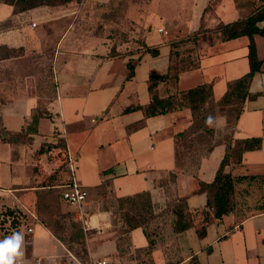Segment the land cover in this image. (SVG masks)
Wrapping results in <instances>:
<instances>
[{
    "label": "crops",
    "instance_id": "crops-1",
    "mask_svg": "<svg viewBox=\"0 0 264 264\" xmlns=\"http://www.w3.org/2000/svg\"><path fill=\"white\" fill-rule=\"evenodd\" d=\"M178 1L172 14L138 20L137 31L130 36L134 48L117 54L107 46L57 50L53 58L57 90L47 103H41L37 94L2 102L0 128L24 131L25 137L0 142V213L20 208L29 215V223L40 224L37 236L31 224L23 228L22 258L30 264H39L44 256L38 249L43 238L51 243L56 240V251L47 254L53 263L67 255L66 245L35 221L40 185L50 181L52 174L57 175L58 185L67 176L60 148H54L51 155L38 152L59 138L77 159L78 178L89 191L88 231L95 234L88 239L89 258H109L113 264H190L191 257L197 264H264V36L260 34L253 39L261 70L250 83V95L232 134L234 140H246L243 159L226 167L236 179L233 210L221 219L211 212L203 234L199 223L177 234L171 232L166 242L151 247L142 227L131 229L122 239L112 209L103 206L110 196L126 198L148 192L159 209L179 199L186 201L191 212L206 209L208 193L200 189V181L215 179L229 136L228 116L219 102L229 83L250 71L251 38L224 41L218 27L247 18L253 6L249 8L250 0ZM0 10L12 16V6L0 4ZM160 28L167 32L161 33ZM201 28L205 31L192 44L194 62L179 69L176 82H162L157 89L165 97L211 85L212 97L204 116L212 107V124L202 118L200 126L205 123V127L197 126L188 107L156 116H147L143 109L126 112L129 107L150 104V77L173 74L184 56L182 51L177 53L175 44ZM2 38L10 47L19 44L16 33ZM146 46L158 54L146 51ZM129 63L135 72L131 78ZM88 158L93 162L92 175L87 172ZM10 235L0 231V240Z\"/></svg>",
    "mask_w": 264,
    "mask_h": 264
},
{
    "label": "rangeland",
    "instance_id": "rangeland-1",
    "mask_svg": "<svg viewBox=\"0 0 264 264\" xmlns=\"http://www.w3.org/2000/svg\"><path fill=\"white\" fill-rule=\"evenodd\" d=\"M177 2L179 1L73 0L60 5L40 6L32 9L33 12H12V16L0 10V18L10 16L0 20V106L4 100H12L18 95L37 94L40 96L41 103H47L55 96L57 90L53 70V58L57 50L66 51L79 48L97 50L107 46L113 53H117L124 51L126 47L134 48L133 38L130 36L137 31L138 20L143 17L153 18L158 13L172 14ZM189 2L190 0H187L185 4ZM247 3H250L249 8L253 6L251 14L259 4V0H250ZM0 4L5 3L0 2ZM207 12H209V3ZM26 26L30 28L25 33ZM125 28L129 30H125ZM202 31L204 32V28ZM10 33L17 34L16 43H19L18 46L10 47L9 44L2 41L4 39L2 37ZM64 37H66L65 40H63ZM194 43V41L184 40L175 44L178 48L176 51H182L184 55L181 58L182 61L178 62L177 69L189 67L194 62L190 58ZM128 44L129 46H127ZM121 45L123 47L118 49ZM181 86H185V83L183 82ZM230 109H235V106ZM225 110L228 112L227 108ZM234 115L235 112H233V117ZM57 125L56 120V130H58ZM91 163L93 164L88 158L86 164L87 172L90 175L94 172L91 169ZM137 200L139 204L143 201L142 198ZM55 201H57L56 209L51 221L64 237L67 255L58 257L57 261L53 263L47 254L51 255L56 251V240L51 243L43 238L38 249L44 256H39L41 257L39 264H77L79 261H87L90 259L88 239L95 237V234L93 231L85 230L78 210L61 199L60 194ZM103 206H109L112 209L113 222L118 223L120 236L125 240L127 238L125 233L126 215L136 214L137 208L132 201L115 196H110ZM138 211L143 213L147 232L155 243L166 242L172 232L171 228L175 217L170 214V210L159 209L152 202V207L142 206L141 209L138 208ZM74 222L79 224L75 226ZM28 224L33 226L37 236L40 224L34 221ZM80 227L83 229L84 235L76 237Z\"/></svg>",
    "mask_w": 264,
    "mask_h": 264
},
{
    "label": "trees",
    "instance_id": "trees-1",
    "mask_svg": "<svg viewBox=\"0 0 264 264\" xmlns=\"http://www.w3.org/2000/svg\"><path fill=\"white\" fill-rule=\"evenodd\" d=\"M71 1L73 0H0V2L12 6L13 13H22L44 5H60ZM218 31L221 32L224 41L235 39L241 36H249L251 38V42L249 44L250 71L240 79L229 83L228 91L219 102L221 107H224L225 109L227 108L228 110V112L226 111V114L228 116L229 123V136L227 137V151L220 163L215 179L211 183L200 181V189L207 191L208 193L206 209L191 212L188 209L187 203L184 199H179L175 203L169 204L166 208L170 210V214L175 216L173 218V226L171 228L173 234L185 231L199 223L203 224L201 230V234H203L205 231V225L211 220V212H213L214 218L221 219L223 215L231 212L234 208L233 194L235 190L236 179L232 174L226 171V167L232 163H240L243 159L246 140H234L232 138V134L234 133L235 127L237 126L239 116L243 111L244 102L250 95V83L254 75L261 70L262 66V61L257 55L256 44L254 42L253 36L255 34L264 36V0H259V4L247 18L235 21L230 24H223L218 27ZM202 33L203 31L201 28L199 31L191 34L188 38L182 39L178 42H183L184 40L197 42ZM172 44L174 45L175 43ZM144 49L148 52H152L154 55H157L159 52L157 49L147 46L144 47ZM129 68V78H131L135 72L134 67L130 63ZM178 78L179 69L176 67H174L173 74L168 73L165 75H152L149 80V90L151 93L150 104L145 107H129L126 109V112L135 109H143L147 116H156L160 114H166L173 110L188 107L193 110L197 126H200V122H202L203 119H211V115L213 113L212 107L209 109L208 115L204 116V114L207 112L205 105L211 101L212 97V87L209 84L200 85L165 97H162L159 94L157 87L160 83L168 80L176 82ZM233 106H235V109H230L233 108ZM233 112H235L234 117ZM200 127L204 128L205 123H202ZM205 131L209 132L207 128ZM179 136H182V134ZM24 137V131L23 133H15L12 131H7L4 128H0V142H18L21 139L23 140ZM54 148L61 149L60 156L63 157V167H65L68 163V152L67 144L64 140L59 138V141L55 145H48L45 149L41 148L38 152H47L51 155V153L54 151ZM48 180L50 181L42 183L40 185V189L37 191L35 221L42 223L65 244L62 233H60L57 227H54L51 221L52 217H54L56 209V197H58L60 194L61 199H63V189L60 187V185L64 183V180L62 183H60V185L56 184V174H52ZM139 198L143 199L140 204L137 200ZM122 199L132 201L133 205H135L137 208L136 214L131 216L126 215L125 219L127 223L125 227V233L128 234L131 229L142 227L149 239L150 246L152 247V245L155 244V241L147 232L143 213L138 211V208L141 209L142 206L152 207L151 195L148 192H143L135 196ZM0 216V231L5 235L12 234L14 231L20 232L21 227L23 225H27V223L30 221L29 215L20 208H8L1 212ZM78 224L79 223L74 222L75 226ZM122 226L124 227V225ZM78 235L81 237L84 235L83 229L81 227L79 232L76 234V237ZM193 260L195 261V259Z\"/></svg>",
    "mask_w": 264,
    "mask_h": 264
},
{
    "label": "built area",
    "instance_id": "built-area-1",
    "mask_svg": "<svg viewBox=\"0 0 264 264\" xmlns=\"http://www.w3.org/2000/svg\"><path fill=\"white\" fill-rule=\"evenodd\" d=\"M161 33H166L167 31L164 28H160ZM68 163H67V177L63 184L60 185L62 190L63 200L74 209L78 210L80 219L84 223V228L88 231L89 227V211L87 208L89 191L88 189L80 182L78 178V166L77 159L68 153ZM1 220V216H0ZM29 223V222H28ZM23 225L20 229V232L23 231L24 227H27L29 224ZM28 232H32V228L27 229ZM190 264H197L193 260V257L190 259ZM16 264H30L26 259H17ZM77 264H113L109 258H90L87 261H79Z\"/></svg>",
    "mask_w": 264,
    "mask_h": 264
},
{
    "label": "clouds",
    "instance_id": "clouds-1",
    "mask_svg": "<svg viewBox=\"0 0 264 264\" xmlns=\"http://www.w3.org/2000/svg\"><path fill=\"white\" fill-rule=\"evenodd\" d=\"M209 125L211 119H207ZM23 233L14 231L4 240H0V264H16L17 258H22L24 253L21 250L23 244Z\"/></svg>",
    "mask_w": 264,
    "mask_h": 264
}]
</instances>
